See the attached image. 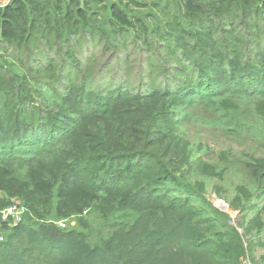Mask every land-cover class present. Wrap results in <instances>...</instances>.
Wrapping results in <instances>:
<instances>
[{
  "label": "trees",
  "instance_id": "trees-1",
  "mask_svg": "<svg viewBox=\"0 0 264 264\" xmlns=\"http://www.w3.org/2000/svg\"><path fill=\"white\" fill-rule=\"evenodd\" d=\"M143 1L0 6V210L57 189L60 220L113 219L95 245L32 210L0 220V264H246L237 230L193 204L205 186L181 173L193 160L173 109L264 96V0ZM250 222L260 240L261 214Z\"/></svg>",
  "mask_w": 264,
  "mask_h": 264
},
{
  "label": "rangeland",
  "instance_id": "rangeland-1",
  "mask_svg": "<svg viewBox=\"0 0 264 264\" xmlns=\"http://www.w3.org/2000/svg\"><path fill=\"white\" fill-rule=\"evenodd\" d=\"M110 1L126 5L132 0ZM173 112V129L189 144L193 160L181 173L191 186H205V202L193 204L210 206L209 214L221 227L237 230L247 250L245 262L253 264V258L259 260L264 256V235L255 240V226L250 222L261 214L264 224V96L248 91L227 92L174 108ZM16 175L28 181V168L18 167ZM56 194L57 189L34 204L26 202L31 216L55 224L62 221L56 214ZM112 222L113 219L92 209L86 217H70L67 227L61 229L82 232L95 245L107 239Z\"/></svg>",
  "mask_w": 264,
  "mask_h": 264
},
{
  "label": "built area",
  "instance_id": "built-area-1",
  "mask_svg": "<svg viewBox=\"0 0 264 264\" xmlns=\"http://www.w3.org/2000/svg\"><path fill=\"white\" fill-rule=\"evenodd\" d=\"M29 209L25 206L20 198L12 199L8 206L0 210V220L2 224L8 228H14L23 223L24 217L29 212ZM90 208L86 209L82 213V217H86L90 213ZM66 220L59 221L56 225L65 229L67 227Z\"/></svg>",
  "mask_w": 264,
  "mask_h": 264
},
{
  "label": "crops",
  "instance_id": "crops-1",
  "mask_svg": "<svg viewBox=\"0 0 264 264\" xmlns=\"http://www.w3.org/2000/svg\"><path fill=\"white\" fill-rule=\"evenodd\" d=\"M10 1L11 0H0V6H3V5L7 4Z\"/></svg>",
  "mask_w": 264,
  "mask_h": 264
}]
</instances>
